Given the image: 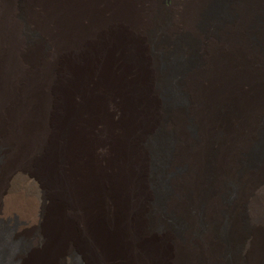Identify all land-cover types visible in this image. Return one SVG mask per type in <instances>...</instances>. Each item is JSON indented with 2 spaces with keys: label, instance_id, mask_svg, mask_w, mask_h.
Wrapping results in <instances>:
<instances>
[{
  "label": "bare ground",
  "instance_id": "6f19581e",
  "mask_svg": "<svg viewBox=\"0 0 264 264\" xmlns=\"http://www.w3.org/2000/svg\"><path fill=\"white\" fill-rule=\"evenodd\" d=\"M261 2L254 9L264 12ZM206 3L158 39L159 0H0V219L11 240L30 237L21 251L8 239L3 264H64L71 249L87 264H227L225 250L229 264H264V146L254 153L264 138V39L255 60L244 42L216 39L212 29L245 2L227 0L202 27ZM163 60L181 104L165 105ZM211 136L216 175L203 197ZM226 181L228 200L217 201ZM197 197L203 223L215 208L224 214L225 242L197 228Z\"/></svg>",
  "mask_w": 264,
  "mask_h": 264
},
{
  "label": "rangeland",
  "instance_id": "374dc122",
  "mask_svg": "<svg viewBox=\"0 0 264 264\" xmlns=\"http://www.w3.org/2000/svg\"><path fill=\"white\" fill-rule=\"evenodd\" d=\"M8 1H13V0H8ZM14 1L17 3H21L23 0H14ZM241 1H243V0H237V3L238 2L241 3ZM254 1L255 0H244L245 3H243V4L238 3L240 6L243 7L244 10H241L238 13L235 12V15L232 17L233 19H231V22H229V24L227 23V24H224L222 26L220 25V27L213 28L212 33L210 32L211 34H213V36H216V39L217 38L222 39L228 45H233L232 43L237 42V41L244 42L243 44H246L247 49H248L249 53H251L250 55L252 56L251 58L253 60H255L260 55V52L263 53L260 49L261 47H259L257 45L258 42H256L258 36L262 37L264 39V12H260V11H257L254 9V7H257V6H254ZM198 2H204V0H159L160 5H159V9H158L157 15H156L158 22H159V26L157 27V33H156L157 38L162 39L166 35V33H163V31H164L163 28H164V25H166L167 22H169V20H173L175 25H176L177 21H179V18L182 17V13H184L186 9L190 10V8H193L195 6V4ZM226 2H227V0H207V3L204 6V7L207 6L206 10L202 14V21H201L202 27L204 24L203 21H205V19L207 17H209V14L211 15L215 8L221 9L222 6H224V3H226ZM261 3H262V6L264 7V0H262ZM248 8H251V10H249ZM215 24H217V23H215ZM25 35L27 37L33 36V34L28 30H25ZM142 40H143L142 44L145 46L144 53L146 55H148L149 44L147 43V41H144V39H142ZM225 43H224V45H226ZM214 49H215L214 52L216 53L215 54V57H216V55L220 51H218L217 47H215V46H214ZM249 49H251L252 51ZM223 54L224 55L226 54V55L225 56L223 55L222 58L226 57V60H229L232 53H231V51L225 49V51H223ZM220 56H219V59H221ZM257 61H258L257 65H259V69L260 70L263 69V72H261V74H260V79L262 80V84H263L262 94L264 97V59L261 60L258 57ZM176 65H177V68H176L175 72L177 74H179V72H181L184 68L183 58L178 59V61H176ZM161 69L163 71H165V73H166L165 74L166 75L165 76V82L161 86V90H162V93L164 96L165 105H167L166 107H168L169 102L170 103L176 102L177 104H181L182 100L184 101V99H182L181 93L178 91L177 88L173 87L174 84L171 82V76L175 72L173 73L172 70H170V68L167 66V64H165L164 60L161 64ZM214 110H215V107L213 108V112L215 114L216 111H214ZM258 127H259L258 128L259 131H261V133L264 137V123H261ZM186 128H187V132H190V133H192V135H194V133H193L194 127L190 122L189 123L187 122ZM210 140L213 141V145H211V143H210L208 151H206V156L204 157V160H203V165L205 166V167L203 166V169H204L203 172L205 174V178L203 180L204 185L201 188L203 197L206 196L207 194H209L210 191L212 190V182H214V178L216 175L215 168L213 169V167H211L212 158L215 157V150H213L214 149L215 136H211ZM263 146H264V138H263L262 144L258 147L257 150L254 151L255 155L258 154L260 151H262ZM251 154L249 156H251ZM155 158H156L155 162L153 163L154 164L153 173H154V178H155V182H156V186H157V196H156V200H155L156 206L155 205L154 206L160 210V209H162V207L160 208V206H161V199H162L163 193H164V180L160 177V173L158 171L159 170L158 160H157L156 156H155ZM237 160H236V163L242 164V158L238 157ZM175 169H176V171H178V170H181L183 168H182V165L179 164V165H177V167ZM227 183H228V181H226V183L224 184L225 188L223 189V191H218V192H215L213 194L217 201L220 200L223 202H227L228 197H229V192H230L229 190H230V187L232 185L231 182L229 184H227ZM194 202L195 203H192L190 205V211H193L195 213L194 217L197 218V222H196L197 228L200 229L203 226V228L205 227V230L207 231V233H210L213 235H218L219 238H221L222 240L226 239V234L224 232V225H225L224 224V221H225L224 214H222L221 211H218V209L215 208L213 211L216 215L215 219L213 218L210 223H207V222L203 223L201 220V217L199 216V214H201L200 212H201V207H202L203 201L201 198L197 197V199ZM164 215H165L164 218L166 220L168 219V221L171 224H174V227L178 231L181 230V228L183 227L184 224L181 221H179L177 218H175V216L172 213H165ZM214 228H215V230H214ZM10 231L12 232V225H10L9 223H6L0 219V264L4 263L3 257H5V254L7 252V246H5L6 245L5 243L8 239L11 240L9 238L11 236ZM33 235H34V233H33ZM223 235H225V236L223 237ZM13 240H11L12 242L10 244H8L10 250L13 249L14 251H21L26 246H29L30 237L26 236V235L25 236H19ZM224 242H225V240H224ZM225 244H227V243H225ZM230 254H231L230 251H226V250L223 253L225 263H227V264L230 263V258H231ZM64 264H87V263L84 261V259L81 257L80 253L77 250L71 249L69 251L68 258L66 259V262Z\"/></svg>",
  "mask_w": 264,
  "mask_h": 264
}]
</instances>
